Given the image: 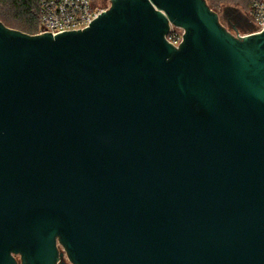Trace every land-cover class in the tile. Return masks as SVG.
<instances>
[{
	"label": "water",
	"instance_id": "water-1",
	"mask_svg": "<svg viewBox=\"0 0 264 264\" xmlns=\"http://www.w3.org/2000/svg\"><path fill=\"white\" fill-rule=\"evenodd\" d=\"M64 254L264 264V31L207 0H111L57 36L0 21V264Z\"/></svg>",
	"mask_w": 264,
	"mask_h": 264
},
{
	"label": "built area",
	"instance_id": "built-area-1",
	"mask_svg": "<svg viewBox=\"0 0 264 264\" xmlns=\"http://www.w3.org/2000/svg\"><path fill=\"white\" fill-rule=\"evenodd\" d=\"M111 1V0H110ZM107 9H98L91 0H40L39 31L36 35H61L67 32L83 31ZM264 31V0H254L250 11L248 30L239 36L260 34ZM184 30L171 26L167 36L169 43L179 48L183 42ZM62 252V248L60 249ZM68 261L66 254L59 262Z\"/></svg>",
	"mask_w": 264,
	"mask_h": 264
},
{
	"label": "rangeland",
	"instance_id": "rangeland-1",
	"mask_svg": "<svg viewBox=\"0 0 264 264\" xmlns=\"http://www.w3.org/2000/svg\"><path fill=\"white\" fill-rule=\"evenodd\" d=\"M211 8L218 16L223 27L232 34L239 36L248 30L250 0H207ZM98 9H108L111 6L110 0H92ZM6 7L0 5V9ZM67 264H72L66 261Z\"/></svg>",
	"mask_w": 264,
	"mask_h": 264
},
{
	"label": "trees",
	"instance_id": "trees-1",
	"mask_svg": "<svg viewBox=\"0 0 264 264\" xmlns=\"http://www.w3.org/2000/svg\"><path fill=\"white\" fill-rule=\"evenodd\" d=\"M253 1L250 0L249 10ZM0 5L6 7L0 9V21L6 27L29 35L38 33L40 0H0Z\"/></svg>",
	"mask_w": 264,
	"mask_h": 264
}]
</instances>
